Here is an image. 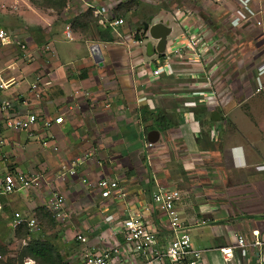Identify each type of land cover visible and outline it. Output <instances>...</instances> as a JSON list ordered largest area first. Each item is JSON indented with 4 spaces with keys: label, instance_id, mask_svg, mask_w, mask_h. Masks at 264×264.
<instances>
[{
    "label": "crops",
    "instance_id": "obj_1",
    "mask_svg": "<svg viewBox=\"0 0 264 264\" xmlns=\"http://www.w3.org/2000/svg\"><path fill=\"white\" fill-rule=\"evenodd\" d=\"M10 2L22 11L6 15L0 7V30H15L8 32L12 42L0 40V71L17 83L0 97L12 101L16 114L35 113L37 122L30 131L5 130L0 171L40 173L44 180L35 192L0 195V237L14 228L15 212L34 215L55 189L72 219L47 238L67 264H78L85 248L113 245L108 215L117 222L140 213L163 187L180 190L175 209L193 244L204 250V264H238L219 250L237 235L253 241L258 231L264 240V0H192L172 18L157 9L162 0H73L60 14L30 0ZM127 2L136 6L127 15L140 26L127 15L117 27L100 21H110ZM102 6L109 12L85 26L74 23ZM145 20L170 22L163 54H147L148 41L157 40L139 29ZM21 27L29 29L22 37L16 34ZM137 30L145 33L142 40ZM192 38L199 40L195 50L186 48ZM145 110L163 112L170 127L143 121ZM151 124L149 132L158 130L159 139L146 147ZM104 177L119 181L125 199L101 196L97 183ZM144 215L158 224L163 213ZM78 232L88 234L87 245L73 239ZM168 236L173 233L160 231L159 242L167 245ZM254 257V248L238 255L247 263Z\"/></svg>",
    "mask_w": 264,
    "mask_h": 264
},
{
    "label": "built area",
    "instance_id": "obj_2",
    "mask_svg": "<svg viewBox=\"0 0 264 264\" xmlns=\"http://www.w3.org/2000/svg\"><path fill=\"white\" fill-rule=\"evenodd\" d=\"M73 0H67V7ZM220 2L222 0H215ZM109 12L107 7H99L94 10V15L100 17ZM102 23H107L112 27H117L125 23L124 17H114L110 21L108 18L101 19ZM67 36H71L70 27H67ZM141 33H143L141 31ZM1 43H10L13 41L11 35L5 29L0 30ZM199 40L189 39L186 48L196 49ZM22 48L25 43H20ZM99 45L93 44L91 51L97 53ZM163 66L153 70L154 75H159ZM167 68L171 71V65L167 62ZM39 80V79H37ZM37 81L32 84L37 88ZM17 83L13 76L6 75L0 71V91L4 92ZM12 101L8 98L0 97V159L2 147L6 145L7 139L5 130L13 132L30 131L37 122L35 113L26 115L16 114ZM63 120L62 116L56 117V121ZM50 125V121H46ZM154 143L147 141L146 147H152ZM75 170H70L74 174ZM40 173L28 174L19 170L0 171V195H8L21 190L38 189L43 181ZM97 186L100 188L101 196L110 200L125 199L126 191L118 180L108 177L101 178ZM181 198V192L178 189H165L160 187L152 194L153 205H145L140 213H129L123 219L116 222L113 215H108L106 220L113 224L109 237L112 238L113 245L109 248L99 250L98 248H85L79 257L78 264H204V250L193 244L192 237L187 226L180 219L175 207L177 201ZM46 207L50 210L57 222L65 226L71 223L72 215L66 207L65 197L57 190H53L49 196ZM4 205L0 203V212ZM160 210L163 213L162 219L158 224H154L152 219L145 217L144 212L157 213ZM33 235L42 233L43 227L36 216H29L22 212H15L13 227L26 223ZM163 222V223H162ZM114 228V229H113ZM169 231L173 237L167 245L159 242L160 231ZM121 235L122 239L119 238ZM255 238L249 241L243 235H237L230 243L219 248L223 257L228 261H238V264H264V240L259 238V232L254 231ZM107 237H100L101 240ZM74 240L87 245L89 236L86 233L78 232L73 237ZM26 243V241L24 240ZM254 248L255 261L249 263L240 261L238 258L241 250ZM31 260H26L25 264H32Z\"/></svg>",
    "mask_w": 264,
    "mask_h": 264
},
{
    "label": "trees",
    "instance_id": "obj_3",
    "mask_svg": "<svg viewBox=\"0 0 264 264\" xmlns=\"http://www.w3.org/2000/svg\"><path fill=\"white\" fill-rule=\"evenodd\" d=\"M34 5L38 7H47L52 8L60 14L67 7V0H30ZM132 10V7L129 6V2L120 3L116 10L114 11L115 17H125L127 13ZM111 16V19L113 18ZM96 18L93 14V9L90 8L84 13H81L74 23L79 25L83 24L84 26ZM150 21V20H149ZM144 32L141 33L140 30L136 31L135 38L142 40L144 38ZM143 121L152 120L161 130H166L170 127V123L167 120V116L161 111H151L145 110L142 114ZM154 125H147L145 127V132L148 133L150 128H153ZM36 216L42 227L47 224L49 221L56 224L57 221L53 217L52 213L46 206L38 207L35 210L34 215ZM43 218V220H42ZM48 225V224H47ZM44 227L42 233H39L37 236L33 235L30 232V229L26 223H23L11 231V236L1 237L0 238V264H25L27 258H32L35 260V264H67L64 260L61 252L58 247L48 238L44 237ZM16 240L22 241L26 240V243L21 245L14 256L10 255V244Z\"/></svg>",
    "mask_w": 264,
    "mask_h": 264
},
{
    "label": "rangeland",
    "instance_id": "obj_4",
    "mask_svg": "<svg viewBox=\"0 0 264 264\" xmlns=\"http://www.w3.org/2000/svg\"><path fill=\"white\" fill-rule=\"evenodd\" d=\"M192 4V0H162V2H161V4H160V6H156L157 7V9L159 8V9H162V10H166V14L165 13H162L165 17H168V18H172V14L174 13L173 12V10H177V9H186V8H190L189 6ZM2 5H5V7L3 8L2 7V10L3 11H6V15L8 14V15H12V13H14V12H12V11H22V9L20 8H16V7H13V2H10V0H0V7L2 6ZM19 7V6H18ZM21 7H23V6H21ZM133 9H135L136 8V6H133L132 7ZM146 9H149V10H154V8H152V7H150V8H146ZM158 9V10H159ZM183 9V10H184ZM132 15H134V14H128L127 16H126V21L127 22H129V21H132V20H134V21H132V22H134L135 24H137V25H134V26H140V23L137 21V19H134L135 17H132ZM15 17V16H14ZM1 22V21H0ZM12 22V21H11ZM13 23V22H12ZM13 24H15V23H13ZM0 26H1V23H0ZM14 27H15V25H14ZM21 30L18 32V33H16V34H18V36H20V37H22L21 36V32H24V31H28L29 29H27V28H25V27H21L20 28ZM5 30L6 31H8V32H13L14 34H15V30L13 31V30H9L8 28H5ZM155 64V63H154ZM156 66V65H155ZM35 192V190L34 189H30V191H29V193H31V192ZM20 194H23L22 192H20ZM38 194H35V196L34 197H36ZM8 199H9V197H7ZM39 198H41L42 200H43V202L44 201H46L47 199H46V197L44 196L43 198H42V196H41V194H39ZM40 199V200H41ZM5 201V199L4 198H2V202H4ZM0 216H1V213H0ZM48 224V225H47ZM47 224H45L44 225V233H45V235H44V237L45 238H47L49 235L50 236H52V237H54L55 236V234H57V233H60V232H62L63 230H64V226H63V223H59V222H57L56 224L54 223H52V221H49ZM207 228V227H206ZM11 231H12V229L10 230V231H8V237L7 238H9L10 236H11ZM46 231H49L50 232V234H47L46 233ZM206 232H207V230H205ZM6 232H7V230H6ZM1 236V235H0ZM37 236V235H36ZM1 238V237H0ZM172 237H170V236H168V240H170ZM23 244H25V242H23V240L22 241H19V240H16V241H14V242H12L11 244H10V247H9V249H10V255H12V256H14L15 254H16V252L18 251V249H19V247L21 246V245H23ZM0 258H2V256H0ZM26 260H30V259H26ZM25 260V261H26ZM33 264H35V262H33Z\"/></svg>",
    "mask_w": 264,
    "mask_h": 264
},
{
    "label": "water",
    "instance_id": "obj_5",
    "mask_svg": "<svg viewBox=\"0 0 264 264\" xmlns=\"http://www.w3.org/2000/svg\"><path fill=\"white\" fill-rule=\"evenodd\" d=\"M143 31L149 33L152 39L157 40L156 43L148 41L147 54L152 56L156 53L163 54L167 49L168 36L172 32V27L169 21H155L153 23L149 21H143ZM102 58V57H101ZM148 141L155 143L159 139V131L151 130L147 136Z\"/></svg>",
    "mask_w": 264,
    "mask_h": 264
}]
</instances>
